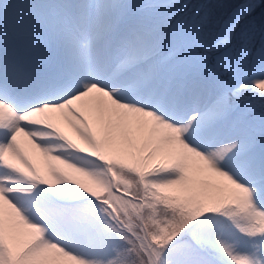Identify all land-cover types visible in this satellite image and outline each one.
Wrapping results in <instances>:
<instances>
[{
    "label": "snow or ice",
    "instance_id": "1",
    "mask_svg": "<svg viewBox=\"0 0 264 264\" xmlns=\"http://www.w3.org/2000/svg\"><path fill=\"white\" fill-rule=\"evenodd\" d=\"M0 264H264V0H0Z\"/></svg>",
    "mask_w": 264,
    "mask_h": 264
}]
</instances>
